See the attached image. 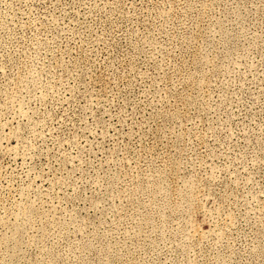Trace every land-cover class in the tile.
I'll return each instance as SVG.
<instances>
[{
  "label": "rangeland",
  "instance_id": "1",
  "mask_svg": "<svg viewBox=\"0 0 264 264\" xmlns=\"http://www.w3.org/2000/svg\"><path fill=\"white\" fill-rule=\"evenodd\" d=\"M0 264H264V0H0Z\"/></svg>",
  "mask_w": 264,
  "mask_h": 264
}]
</instances>
